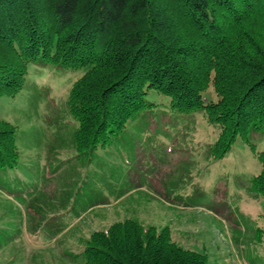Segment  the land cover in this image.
Returning <instances> with one entry per match:
<instances>
[{
  "label": "trees",
  "instance_id": "16d2710c",
  "mask_svg": "<svg viewBox=\"0 0 264 264\" xmlns=\"http://www.w3.org/2000/svg\"><path fill=\"white\" fill-rule=\"evenodd\" d=\"M38 63L85 73L68 106L78 122L76 158L86 163L133 149L134 124L157 115L161 99L176 114L205 113L220 129L214 162L239 136L264 137V0H0V98L22 91ZM16 151L13 127L0 122V179L21 169ZM258 156L262 171L247 191L264 198V151ZM93 193L79 187L64 203L105 204ZM13 234L0 232V247ZM80 257L83 264H211L206 252L174 242L168 227L134 219L94 233Z\"/></svg>",
  "mask_w": 264,
  "mask_h": 264
},
{
  "label": "rangeland",
  "instance_id": "374dc122",
  "mask_svg": "<svg viewBox=\"0 0 264 264\" xmlns=\"http://www.w3.org/2000/svg\"><path fill=\"white\" fill-rule=\"evenodd\" d=\"M84 74L38 63L22 91L0 98V122L16 133L21 167L0 179V232H14L0 264H83L92 235L125 219L168 227L174 242L206 252L211 264H264V198L247 191L262 171L264 137L239 136L214 162L220 129L205 113L176 114L161 99L157 115L134 124L133 149L83 162L68 101ZM79 187H93V202L102 193L105 204L64 203Z\"/></svg>",
  "mask_w": 264,
  "mask_h": 264
}]
</instances>
